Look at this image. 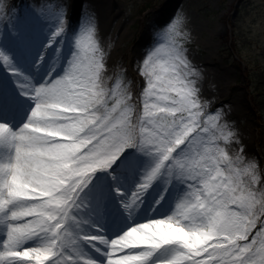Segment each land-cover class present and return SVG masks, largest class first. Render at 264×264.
<instances>
[{
  "label": "rangeland",
  "instance_id": "obj_1",
  "mask_svg": "<svg viewBox=\"0 0 264 264\" xmlns=\"http://www.w3.org/2000/svg\"><path fill=\"white\" fill-rule=\"evenodd\" d=\"M78 1L83 14L74 21ZM87 1L0 0V51L6 53L9 58L14 56L12 48H9L12 45L9 42L12 35L14 38L19 36L20 41H23L22 45L28 48L26 51L29 55L40 49L31 37L21 35L23 27L34 33L36 28H33L31 23L37 19L44 22L53 14L63 23L66 18L67 44L70 45L62 57L63 70L57 73L55 78L67 76L71 59L78 52L79 36L88 27L92 28L91 40H88L89 33L84 31L85 47L80 50L77 62L79 65H76L75 70L82 67L91 83L95 80L111 83L107 90L109 97L100 100L97 98L102 107L106 108L103 112L104 120L113 117V121L119 122L124 114L131 117L124 131L119 127L115 130L109 127L112 135H108L110 140L103 146L95 142L90 147L66 151L68 154L61 159L58 166H65L70 162L74 169L69 167L63 170L68 181L63 192V201L53 198L34 200L35 197L25 190L23 179L19 181L9 177L11 187L7 189L8 198L0 197V251L6 250L10 230H14L15 235L20 238L21 249L29 251V248H32L31 251L37 256L42 254L40 247L47 245L50 240L60 242L64 235L70 234V224L75 215H79L75 214V208L60 209L65 207L64 201L75 193V190L73 194L68 193L69 186L82 178L81 185L84 187L81 191L86 186L89 188L85 189L81 198L86 197L92 188L94 193L103 192V188H111L106 169H98L92 174L93 169L88 168L94 160L91 155L102 151L105 153L116 139L125 135L139 139L147 133L158 138L154 139L153 143L159 146V141L166 142V138L177 131V126L181 123L180 118L184 117L191 123V127L183 131V135L175 144L167 145L168 154L171 155V152L194 132L199 133L197 145L193 146L191 154H182L176 158L173 176L168 175L167 167L161 170L157 192L152 197L151 206L147 207L144 220L139 224L177 216L183 201L194 200L202 212L204 209L211 212V216L203 212L207 217V226L204 227L205 232L200 236V240H207L205 246L211 243L216 252L210 257L204 253L202 256L205 260L211 258L217 264H264V0H89L91 5L86 8ZM172 24L176 25L175 33L166 34ZM3 28H7L8 33L5 34V40L1 36ZM39 34L45 36V32ZM22 45L17 41L13 42V47L17 49ZM176 47L183 49L184 55L201 73L195 85L199 89L196 97L198 103L183 111L167 107L180 97V93L174 90V87H178L174 79L177 72L183 76L182 79H191L185 76L183 65L177 72L168 70L173 49ZM153 51L156 52L157 68L155 72L146 71L144 58ZM131 54L141 61L139 71L141 77L145 78L141 80L142 86L139 90L135 89L139 99L132 98L131 95L136 87V80L134 83L129 67ZM102 64L108 68L107 73L100 71ZM1 71H7L6 67L0 66V75ZM150 75L153 78L149 79ZM158 76L160 79H157ZM25 77H33L30 70H26ZM149 80L151 85H147ZM180 86L184 87L183 84ZM84 89L86 90V86L82 85L76 92H83ZM146 92L150 93V107L147 111ZM122 97L125 101L121 100ZM120 100L121 103L118 104ZM77 102V115H80L79 110L83 109V106L81 101ZM91 103L87 102L85 105ZM221 105L223 115L217 118L214 114L221 111ZM27 108L26 111L12 109L13 115L19 114L17 127L27 124L30 119V112L34 111V107ZM37 115H40L39 111ZM72 117L75 119L76 116ZM138 117L140 130L134 131L137 125L134 121L137 123ZM36 123L40 124L39 118ZM42 124L51 131H56L58 125H61L59 121L54 120ZM98 126L99 124L91 125L88 134L97 132ZM69 131L70 129H64V132ZM138 131L140 133H137ZM229 131L234 134L228 136ZM81 133V130L76 133L79 139L80 135L83 136ZM49 144L52 149L57 147L59 141ZM132 149L136 150L134 155L130 154ZM180 152L181 150H177L176 155L179 156ZM124 155L128 162L140 161L137 179L131 176V180L136 184H140L138 180L144 173L151 172L159 160L157 154L147 150L141 151L135 143L118 158ZM11 163L14 166L15 160H8L6 152H0V164ZM31 167V160L28 159L25 161V167L22 166L20 172L18 171L20 174L14 176L18 178L27 174H39L41 177L42 172L50 170L53 164L46 169H43L42 163L39 164L40 169L36 167L31 170ZM83 169L87 171H78ZM89 177L90 182L85 184ZM122 181L124 182L123 179ZM38 185L42 190L49 189V182L41 180ZM131 186L134 187L135 184ZM115 188L119 189V185ZM3 190L4 186L0 185V192ZM162 190H168V195L164 194L165 204H162V209L154 208V204L162 199ZM130 197L131 195L129 200ZM209 197L213 201L211 205L208 202ZM201 201L202 203H199ZM53 202L55 205L51 207ZM139 203L143 205V201ZM57 204L59 206H56ZM8 206L10 209H6ZM195 207L196 204L190 202L183 211L187 212L189 208ZM33 208H36L35 212ZM10 210H15L16 214L11 215ZM71 213L72 221H69L68 228H65L67 217ZM61 215L65 219L57 224L56 221ZM15 221L19 223L12 224ZM214 221L215 230L212 228ZM167 222L182 226L179 223ZM185 223L190 225L192 222ZM52 225H55L54 231ZM135 225L136 222L129 228ZM125 228L121 227L120 230ZM206 250L211 251V248ZM176 251L173 247L162 248L158 262L168 261ZM41 256L44 258L43 254ZM5 261H0V264H5Z\"/></svg>",
  "mask_w": 264,
  "mask_h": 264
},
{
  "label": "bare ground",
  "instance_id": "obj_2",
  "mask_svg": "<svg viewBox=\"0 0 264 264\" xmlns=\"http://www.w3.org/2000/svg\"><path fill=\"white\" fill-rule=\"evenodd\" d=\"M87 3L89 4V6H87L86 8L90 7L91 1L88 0ZM79 5L80 2L78 1L77 7L75 8L74 16L76 17L74 18V21L82 13L81 12L82 8ZM57 18H58L57 15L50 14L48 16V21L46 22H42L39 19L35 20L34 22H32V26L36 28L34 29V33H31L27 27L22 28L21 35L31 37L34 40L33 41L34 44H38L40 48L34 54L29 55V53L26 51L28 50V48L22 45L23 41H20L19 36L14 39L15 41L19 42L22 45L21 47H19V49L15 48V46L13 47L12 37H10L9 40V42L12 43V45L9 46V48H12V51L14 52V56H10L9 58V56L6 53L0 51V66H5L6 69H8V71L5 73L6 79L2 77V80L0 81V123H4L3 121H5L6 124L12 130V132L17 133L15 137V141L11 140L9 135H6L3 139H0V152H6V156L8 160H12V161L15 160V165L12 166L13 176L20 174L19 173L20 168L22 166L23 168L25 167V161L28 159H30L32 163L31 170L36 169V167L37 169H40L39 164L41 163L43 169L49 168V165L53 164V167L50 170L48 171L44 170L42 172V175L40 174L41 177L39 176V174H32V175L27 174L15 178L18 179L19 181H21L22 179L25 181L23 183V185L26 187L25 190H27L29 194H32L33 197H35L34 200H39L41 198H45V199L53 198L63 201L64 198L63 192L68 184V181H66V175L65 173H63V170L69 167H71V170L74 169V166L70 162L65 166L64 165L58 166L61 163V159L65 158V156L68 154L66 153V151L68 149L77 151L82 149L83 147L84 148H86L87 146L90 147L95 142H98L101 146H103V144H106V141L110 140V138L108 137V135L111 134L109 127L112 130H115L117 127H119L120 130L124 131L126 130L127 122L131 120V117L127 114H124L119 122L113 121L112 120L113 117L110 118L111 120L103 119V115H104L103 112L105 111V108L102 107L101 102L99 100L109 97L108 95L109 93L107 92V90L111 83L108 81L103 82L101 80H95L94 83H91V80H89L87 73L84 71L82 67H80V69L77 70H75L76 66L73 68V75L68 79V86L53 87V85L56 84V81H60L64 79V77L55 78V76L57 73H60L63 70L62 57L66 53L65 49H67V46L70 45L69 43L67 44L68 32L66 31L67 30L66 26L63 32H61L59 35H55L57 29L60 28L62 24ZM71 23H72V19H71ZM2 30L3 32L1 33V36L5 40L6 39L5 34H8L6 32L7 28L5 29L3 28ZM40 32H45V36L39 34ZM31 43H29L28 46H30ZM51 56L53 57L51 58ZM5 57H7V62L5 61ZM15 57H16V61H13L12 58ZM77 64L79 65V63ZM139 64H141V61L136 59L135 55H132L129 67H131L132 70L133 80L134 81L136 80V87L133 89L131 95L132 98H136V99L137 98L139 99V96L137 95V91L142 86L141 80L145 79L140 75ZM28 67L35 68L33 70L34 76L31 80L25 79L24 77V71ZM100 67H101L100 69L101 72L103 71L104 72L106 71V73L108 72V68L106 67V65L102 64ZM89 70L92 71V69ZM47 72L49 75H48V79L45 80L44 78H47L46 76ZM12 76L14 78L15 76H17V79H14L16 80V83L12 82L13 80L11 79ZM151 78H153V76L150 75L149 79ZM92 84L94 85L91 86ZM82 85L86 86V90L84 89L83 92H76V90L79 89ZM40 86L44 87V91L37 93L36 89H38ZM135 89H137V91ZM11 90H14V94L16 91V94L13 96H9L11 94L8 93ZM66 97H67V102H66ZM97 98L99 100H97ZM128 98L131 99L129 95ZM122 99L125 100L124 97ZM77 101H81L83 106V109L79 110L80 115H77L78 113V111L76 110L77 108L76 105H78ZM87 102H92V103L90 105L87 104L88 105L87 106L85 105ZM28 106L34 107V111L30 112L31 113L30 119H28L27 124L17 127V125H19L18 123L19 114L13 115L12 109L18 108L20 110H25V108H27ZM38 111L40 115H37ZM83 115H85V117H83ZM72 116H76L75 119ZM38 118L40 124L36 123V119ZM50 120L60 122L61 125H58L56 131H51L47 129L45 125L42 124V123L47 124V122H49ZM136 122L137 123H135L134 121V124H137L136 127L133 129L134 131L140 130L138 127L139 117L137 118ZM93 124L95 125L99 124L98 130L93 135H89L88 132L90 130L91 125ZM64 129H70V131L64 132ZM80 130L82 131L81 134H83V136L80 135V139H79L76 133L80 132ZM0 133H3L2 128H0ZM137 133H140V131H138ZM53 141H59V144L57 145V147L50 149V147L52 146L51 144H49V142H53ZM134 152H136V150L132 149L130 154H133ZM103 153L104 151H102L101 153L96 152L95 154L91 155V159L102 158ZM117 162L120 163H118V165L116 166ZM113 170L118 171V173L114 175L115 177L111 173V172H116ZM120 171L128 172L126 175L120 177L124 180V182L117 179V177H119L120 175ZM136 171L137 170L134 168L133 163L126 164V157L124 155L120 159L117 158V160L111 165V167L107 169V175L109 176L112 175L110 179L111 181H115L116 185L121 184L122 182L125 183L126 185H133V183L135 185H138L136 184L135 181L131 180V175H136ZM149 173L150 172L144 173V176L140 178V180H138L140 181V184L144 183V178ZM34 175H38V176H34ZM134 178L137 179V177L135 176ZM159 178L160 175H158V177L152 182L151 186L143 193V195L135 204L132 203L131 197L132 195L134 196L138 192L140 185L137 186L136 188L132 187L134 193H130L128 189L125 190L123 193H120L118 199H122V200L129 198V195H131L130 200L127 199L129 201L128 205H131L130 208L126 207L127 204H123V206L119 205V207L114 206L116 204L115 202H113V204L111 203L107 204L113 210V213L115 215L117 214L120 220L119 223H117L116 225L113 223L115 226L113 225V227L112 226L107 227L108 225L102 221L104 219H107L108 217L115 218L114 214L112 216L106 215L104 217L95 216L94 219H99V220L102 219L99 222V226L105 228L102 229L103 231H105L103 235L104 234L107 235V233L109 235H111V233H115L119 236H122L128 231L126 230L121 234L119 228L122 226V221L126 220V223L122 226V228L131 225L132 222L141 221V219L148 210L146 206L148 197L151 194L157 192V187H158L157 184L160 181ZM41 180L42 182H49L48 190H42L38 188L39 186L38 184ZM81 183H82V178H80V181L76 183V186H80ZM87 188H89V186ZM85 189H83V191H85ZM163 193L168 194V190L163 191ZM101 194L107 195L108 190L106 188H103V192ZM109 194L111 195V197H115L114 196L115 194L113 195V187H111ZM81 195L82 192H75L71 198L64 201L65 207L60 209L65 210L71 208L73 203L74 202L76 203L77 199L81 198ZM99 196H100L99 194H94V188L90 189L88 191L87 196L82 198L84 201H80L78 203L79 206L85 204L87 205L75 211L81 212L84 210L83 212H87L89 209L92 208L93 204L103 203L105 198ZM89 200H93L94 203L91 205ZM139 201H143L144 205H141ZM54 203L55 202L52 203L51 207H54L55 205ZM162 203L163 200H160V203L154 206V208H158ZM59 204H57L56 206H59ZM60 206H62V204H60ZM32 210L33 212H35L36 208H33ZM148 215L149 213L147 214V216ZM86 222L90 224L92 223L91 220H87ZM88 223L87 225H89ZM76 225L77 223L76 221H74V223L72 224L73 228L76 227ZM158 227L160 228V231H165V232L170 231L174 233L176 229L183 228L182 226L179 227L178 224H172L169 222H167V224L164 225H158ZM83 231H86V229H84ZM150 231H154V230L150 229ZM201 231L205 232V228H202ZM177 235L180 237L177 239H186V240L193 239V235L191 233H188L187 230L185 232L178 233ZM114 237L115 236H110L109 240H113ZM195 240L198 246L204 247L207 244V240H200V236H197ZM104 246H106V248L108 249L107 245ZM129 247H136L135 250L138 252L140 250L141 251L150 250L147 246H140L139 244L137 245L130 244ZM164 247L166 249L173 247V250L174 249L177 250L176 252H173L169 260H171L174 257V255L181 250L180 245L175 243L163 245L159 249L152 250V254L146 258L144 264H164V262L161 261L158 262L157 260L158 255H160V250ZM142 248H144V250H142ZM80 250H81L80 245H78V247L72 245L71 248L68 250V252L67 253L65 252V254L68 255L67 258L71 260L72 257H74L75 254ZM124 251H127V249H124ZM59 253L60 251H57V254ZM203 254L204 253H200L201 256ZM9 255H22V254L10 253ZM41 255L37 256L34 253V257L37 261V264H47L44 262V258H42ZM17 259H28V258L18 257ZM103 259L104 256L102 258V261ZM210 261H213V259L210 258L209 260H206L204 264H209ZM17 264H25V262L23 260H19L17 261Z\"/></svg>",
  "mask_w": 264,
  "mask_h": 264
},
{
  "label": "snow or ice",
  "instance_id": "obj_3",
  "mask_svg": "<svg viewBox=\"0 0 264 264\" xmlns=\"http://www.w3.org/2000/svg\"><path fill=\"white\" fill-rule=\"evenodd\" d=\"M66 23L67 20L65 18L64 22L61 24V27L57 29L55 35H59L61 32L64 31ZM175 28H176L175 24L170 25L166 34L175 33ZM84 31H87L89 33L88 40H91L90 34L93 31V29L88 27ZM84 31L81 33L77 41L78 52L74 54L71 59L67 76L63 80L56 81V84L53 85V87L68 86V78L73 75V68L77 65L80 56V50L84 49L85 47ZM5 61L7 62V57H5ZM171 61L172 62H170L168 66V70L177 72L180 66L183 65L185 76L191 78V79H185V78L182 79L183 76H181L179 72H177V75L174 79H175V84L178 85V87H174V90L180 93V97L175 99L172 105L167 106L174 110L178 109L183 111L189 108L190 106H193L198 103L196 97H197V93L199 92V89L195 87V85L201 73L196 67L192 65V62L188 60L187 56L184 55L183 49L179 47L173 49L171 55ZM144 68L146 71L151 70L155 72L157 68V59H156L155 51L151 52V54H148L144 58ZM157 79H160V77L158 76ZM182 84L184 85V87L180 86ZM147 85H151V80L147 82ZM43 91H44L43 86H40L38 89H36L37 93ZM149 96L150 93L146 92L145 93L146 111L150 107ZM219 107L221 108V111L215 112L214 114V116L217 118H220L223 115V105ZM180 119H181V123L180 125L177 126V131L172 133L170 137L166 138V142L159 141V146L153 143V140L154 139L158 140V138H154L147 133L144 134V136L139 139H137L132 135L121 136L116 140L115 143L112 144L111 148L102 155V158L92 160L91 163L88 165V168L93 169L92 174H94L95 171L98 169L110 168L111 165L117 160V158L128 147L132 146L133 143L138 145L141 151L147 150L150 153L157 154L159 156V160L156 166L144 178V183L139 186L138 192L132 197V203L135 204L143 195V193L151 186L152 182L158 177V175L161 173V170L163 168L167 167L168 175L170 177L173 176L175 174L176 158L180 157L182 154H191L193 146L197 145V141L199 140V133L194 132L190 137H188L184 141V143L176 147L175 151L171 152V155L168 154L169 150L167 145L175 144L176 141H178L180 137L183 135V131H186L188 127H191V123L188 120H186L184 117H181ZM0 128L3 129V133H0V139H3L6 135H9L10 139L15 141V137L17 133L12 132V130L7 124L0 123ZM233 134L234 133L231 131L227 133L228 136H231ZM177 150H181L179 156L176 155ZM12 165L13 163L0 164V185L4 186V190L0 192V197L6 199L8 198L7 189L11 187V184L9 183V177H12V179L16 178L15 176L12 175ZM78 171L83 172V171H87V169L78 170ZM90 180L91 177H89V179L85 181V184H88ZM83 187L84 185L76 186V183L73 182V184L69 186L67 191L69 194H73V190H75V192H81V189ZM117 191H119V189H117ZM190 202L196 204V207L189 208L187 212L183 211ZM208 202L209 205L213 204L211 197L208 198ZM199 203H202V201ZM126 207L130 208L131 205H126ZM6 209H10V206H8ZM10 211H11V215L16 214L15 210H10ZM203 212H207V209H204ZM203 212L199 209V204L196 201L194 200L189 201V199H186L180 204L179 212L177 216L166 219L167 221L181 224L182 227L186 229L188 233H191L193 235L192 240L177 239L176 234H174V232L160 231L158 225L152 226L151 229L154 231H150L149 228L139 227L140 225H144L148 222L139 224L131 228V229L137 228L138 229L137 232H130L128 230L126 232L128 233L127 235L123 234L122 236H119L118 238L113 240H108L104 236H93V235H86L83 237V239L89 242L99 241L101 244L108 246V252L106 253L107 255L106 264H144L146 258L152 254V250L159 249L161 246L170 243H175L180 245L181 250L178 251L171 260L164 262V264H204V262L206 261L205 257L201 256L200 253H206L207 257H210L213 255V253L216 252V249L212 248L211 243L205 247L198 246L196 243L195 238L197 236H203L204 233L201 231V229L207 226L206 224L207 217L203 215ZM72 216L73 215L71 213L67 217V223H65L64 225L65 228H68L67 225L69 221H72ZM207 216H211V212H207ZM64 219L65 217L61 215L60 219H58L56 223L59 224ZM186 221H191L192 223L189 225L185 223ZM16 223L19 222L15 221L12 224H16ZM212 228L213 230H215L216 228L215 221L212 224ZM54 229H55V225H52V230L54 231ZM61 231H63V229ZM78 239H80L79 236ZM146 241H151V242L147 243ZM249 243H251V239L249 240ZM130 244L132 245L139 244L140 246H147L150 250L138 252L135 250L136 247H129ZM20 245H21L20 238L15 235L14 230H10L8 234V240L6 241V250L0 251V261H5V258H8V260L5 261V264H17V261L19 260H23L25 264H37V261L34 257V253L31 251L32 248H29V251H25V249H21L19 247ZM56 247H57V241L55 239L50 240L47 245L40 247V251L44 257V262L48 257H53V259H51L50 261V264H82V261L84 260L83 256L78 255L75 256V259L69 260L67 258L68 255L65 254V251L57 254ZM245 247H247V245H245ZM206 248H211V251L206 250ZM124 249H127V251H124ZM10 252H16L22 255H9ZM18 257H24L28 259H17ZM87 264H98V262L89 258L87 260ZM209 264H217V262L210 261ZM241 264H244V262H241Z\"/></svg>",
  "mask_w": 264,
  "mask_h": 264
},
{
  "label": "clouds",
  "instance_id": "obj_4",
  "mask_svg": "<svg viewBox=\"0 0 264 264\" xmlns=\"http://www.w3.org/2000/svg\"><path fill=\"white\" fill-rule=\"evenodd\" d=\"M164 224H167V220L166 219H158V220L150 221V222H148V223H146L144 225H140L139 227L151 229L153 225H164ZM129 231L130 232H137L138 229L134 228V229H130ZM185 231H186V229L178 228V229H176L174 234H176V238H180L177 234L185 232ZM125 234L127 235L128 233H125ZM146 242L150 243L151 241H146Z\"/></svg>",
  "mask_w": 264,
  "mask_h": 264
}]
</instances>
